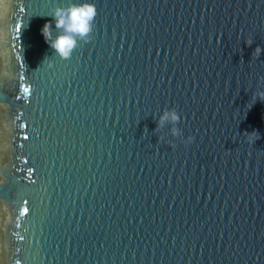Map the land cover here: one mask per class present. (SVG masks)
Here are the masks:
<instances>
[{
    "label": "water",
    "instance_id": "95a60500",
    "mask_svg": "<svg viewBox=\"0 0 264 264\" xmlns=\"http://www.w3.org/2000/svg\"><path fill=\"white\" fill-rule=\"evenodd\" d=\"M83 2L63 60L41 29ZM257 47L264 0H0V264H264Z\"/></svg>",
    "mask_w": 264,
    "mask_h": 264
},
{
    "label": "clouds",
    "instance_id": "9594fccd",
    "mask_svg": "<svg viewBox=\"0 0 264 264\" xmlns=\"http://www.w3.org/2000/svg\"><path fill=\"white\" fill-rule=\"evenodd\" d=\"M96 16L97 9L95 4L92 3H72L67 7L58 6L50 14L52 21L55 23V29H53L52 23L48 22L44 24L41 32L45 41L54 50L55 55L63 60H68L81 41L87 43L93 39ZM248 44L251 45V41ZM262 51L264 49L257 47L254 55L259 57ZM48 61L49 67H51V61ZM257 98L264 101V91L256 92L253 100ZM180 120L181 116L174 108L171 110L165 109L157 120V129L163 130L167 125H171V135L180 137L182 135L181 130L176 126ZM245 135L248 140L249 137H252L249 142H254L255 139L259 138L255 132L251 134L245 133ZM191 141L192 137H189L185 143H190Z\"/></svg>",
    "mask_w": 264,
    "mask_h": 264
},
{
    "label": "snow or ice",
    "instance_id": "6c2138e0",
    "mask_svg": "<svg viewBox=\"0 0 264 264\" xmlns=\"http://www.w3.org/2000/svg\"><path fill=\"white\" fill-rule=\"evenodd\" d=\"M24 211L26 212V211H27V209L25 208V209H24Z\"/></svg>",
    "mask_w": 264,
    "mask_h": 264
}]
</instances>
